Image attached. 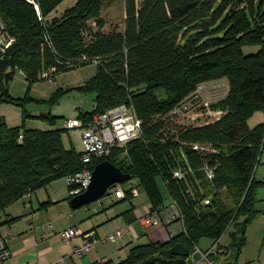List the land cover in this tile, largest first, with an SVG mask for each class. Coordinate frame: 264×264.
Listing matches in <instances>:
<instances>
[{
  "label": "trees",
  "instance_id": "1",
  "mask_svg": "<svg viewBox=\"0 0 264 264\" xmlns=\"http://www.w3.org/2000/svg\"><path fill=\"white\" fill-rule=\"evenodd\" d=\"M35 1L43 21L27 0H0V18L16 39L6 53L0 50V103L23 107L24 116L20 126L0 122V213L28 193L109 160L132 174L154 207L166 202L161 179L168 197L179 203L186 232L167 242L136 245L126 258L103 264L177 258L170 251L177 243L192 254L203 238L216 242L231 228L227 251L237 260L247 244V228L260 211L257 187L264 184L255 176L264 152V122L249 125L257 112H264V0H125V28L110 33L102 31L105 0H77L52 20L49 16L65 0ZM245 46L259 49L245 53ZM84 55L92 60L80 61ZM95 58L100 59L95 76L76 89L94 93L96 106L77 116L87 122L112 106L132 103L143 122V135L127 149L114 147L110 155L86 164L83 151L66 146L68 130L28 128L25 121L32 116L26 105L42 103L29 92L45 79L44 71L55 67V77ZM18 71L29 82L22 98L10 92ZM222 79L228 80L229 91L211 104L224 112L219 119L202 125L171 124L177 105L201 84ZM66 92L60 88L49 103ZM37 117L52 126L65 119L50 113ZM194 143L210 144L216 151L204 155ZM206 165L214 168L213 179L207 178ZM177 168L186 172L185 179L175 178ZM75 188L69 184L70 200ZM207 197L211 203L203 205ZM132 199L128 191L122 200Z\"/></svg>",
  "mask_w": 264,
  "mask_h": 264
},
{
  "label": "crops",
  "instance_id": "2",
  "mask_svg": "<svg viewBox=\"0 0 264 264\" xmlns=\"http://www.w3.org/2000/svg\"><path fill=\"white\" fill-rule=\"evenodd\" d=\"M21 73L24 74L22 71ZM63 117L66 118V116ZM261 122H264V119ZM63 123L62 120H59L56 126L48 123L43 130L63 128ZM250 127L255 126L250 125ZM67 138H70L69 133L64 134L66 146L74 145L72 140L68 144ZM65 180L67 184L58 183ZM140 191V196L133 197L132 200L112 199L113 202L109 206L104 204L94 209L86 205V211H79L72 207L69 199V183L66 178L54 181L31 196L24 197L0 213V231L9 233V247L13 253L8 264H50L61 259L64 261L63 264H96L105 259L119 262L126 258L136 245L169 241L173 235H177L175 227L169 228L164 225L144 227L140 222V216L148 210L151 204L146 193ZM163 194L166 202L172 199L168 197V193L163 192ZM47 201H51L52 204L49 207H43L41 204ZM57 208L62 209L58 214H56ZM48 222L53 225L47 227ZM71 227L80 228L84 232L94 230L100 236L124 229L126 235L117 242L99 243L85 256L79 258L73 256V252L76 245L82 244L83 239L77 238L68 243L60 235L63 230ZM223 239L224 236L221 238V244L227 249L228 245L224 244ZM109 242L115 244L119 260H114L111 255L101 253L99 246ZM214 243L213 240L207 243L203 238L197 246V252L188 257L187 263L191 264L193 258L197 259L201 251H208ZM202 244L207 250H204ZM230 252L229 249L218 261L221 264L229 263ZM199 262L201 260H196L194 263L199 264Z\"/></svg>",
  "mask_w": 264,
  "mask_h": 264
},
{
  "label": "built area",
  "instance_id": "3",
  "mask_svg": "<svg viewBox=\"0 0 264 264\" xmlns=\"http://www.w3.org/2000/svg\"><path fill=\"white\" fill-rule=\"evenodd\" d=\"M27 1L35 5L39 14V19L43 21L44 18L41 15L40 7L36 1ZM93 24L96 25L95 22H93ZM15 41V37L7 33L6 25L0 18V50L3 53H6ZM91 60L92 59L86 55L80 59V61ZM93 62L98 64L100 59L95 58L93 59ZM55 71V67L50 68L49 70L43 72V77L53 82L55 80ZM202 88L203 85L201 84L198 89L200 90ZM197 91L177 105L171 112V115L177 117L182 115L189 118L194 125H202L200 120L204 119L205 115H208L209 117L216 116V119L207 121L203 124L219 119L224 112L220 110H213L208 103H206V113L198 111L197 108H194L195 102L198 101V98L200 97L199 95H196ZM63 128L68 131L72 129H80L82 131V143L84 148L83 161L86 164L92 163L94 158H101L110 155L114 147L127 149L130 143L140 139L143 135V122L138 116L135 106L128 102L112 106L103 113L95 115L87 122L78 116L65 118ZM192 146L195 150L204 155L216 151V149L210 144L194 143ZM205 169L207 172V178L213 179L214 168L206 165ZM92 172L93 170L90 168H85L83 172L68 178L69 184L77 185V188L73 189L71 194L75 196L88 188L92 180ZM174 176L179 180H183L186 177V172L177 168L174 170ZM128 191L133 197L140 196L141 191L137 186L136 179L132 178L125 183L114 184L108 189L106 195L110 196L112 199H123L126 197ZM31 195V193H28L26 197ZM210 203V197L205 198L202 202L203 205H208ZM101 205H104V203L101 202ZM139 220L144 227H157L164 225L169 228L175 227V234L186 232L184 215L181 211L179 203L175 199H171L169 202H165V204L159 207H154L151 203L148 210L140 216ZM52 225V223H48L47 227H51ZM60 235L61 238L68 243L76 240L77 238L83 239L82 244L76 245L73 252V256L81 258L99 243L107 241L117 242L120 238L125 237L126 231H124V229H119L106 236H100L94 230L84 232L80 228L71 227L63 230ZM9 240V233H2L0 231V264H8L9 260L13 256L9 247ZM196 250L195 252H197ZM201 253L203 258L206 259L209 264H215L222 255L227 253V249L221 244V239H219L208 251H201ZM211 255L215 257L214 260L210 258ZM107 261L108 259H105L99 261V263L103 264ZM63 262V259H61L50 264H63Z\"/></svg>",
  "mask_w": 264,
  "mask_h": 264
},
{
  "label": "rangeland",
  "instance_id": "4",
  "mask_svg": "<svg viewBox=\"0 0 264 264\" xmlns=\"http://www.w3.org/2000/svg\"><path fill=\"white\" fill-rule=\"evenodd\" d=\"M77 0H65L61 3L57 9L49 16V20L55 17H61L64 12L74 6ZM125 0H105V4L102 10V18L105 21V26L102 31L110 33L113 31H123L125 28ZM94 22V21H93ZM92 22V24H93ZM94 25V24H93ZM95 26V25H94ZM259 49V46H245V53L255 52ZM97 72V64L91 63L79 68H74L66 72L59 73L55 76V80L51 82L48 79H43L35 82L30 88V96L36 100L42 101L38 103L36 101H31L27 103L26 108L30 116L25 121L26 126L29 128L44 129L48 122L39 119L37 116L41 114H52L56 116H66V118L76 117L79 111H92L96 106L94 93H83L76 88L84 85L88 80L94 76ZM203 88L198 89L196 95H199L198 101L195 102V107L198 111L207 112L206 103L210 106L212 103L225 97L229 91V83L227 79H222L219 81H212L210 83L202 84ZM64 89L67 92L61 95L58 102L50 104L49 101L53 95L60 89ZM70 90V91H68ZM29 91V82L25 75L18 71L13 80L10 83V92L14 97L22 98L27 95ZM46 101V102H43ZM23 107L18 106L9 102L0 103V122L2 120L11 126H20L23 124ZM216 119V116L209 117L205 115L204 119L200 120V123H206L207 121ZM264 119V112H257L249 121L251 126H256ZM64 121V119H61ZM174 125H194L189 118L184 116H178L171 119V124ZM173 125V126H174ZM70 134V138H67V143L70 141L74 143L75 147L83 151L82 143V131L80 129H72L67 131ZM261 162L256 167L255 176L259 181H264V152L260 157ZM60 184H67V180L58 182ZM159 184L162 191L167 194V188L165 183L159 179ZM64 185V184H63ZM257 199L256 204L257 209L261 210L253 217L251 223L248 226L247 236L248 242L247 246L243 249L237 260L234 257L229 258V263L227 264H264V184L257 187ZM101 202L105 205H110L112 198L108 195L103 196L101 199L89 204L91 209L100 207ZM86 207H81L79 211H86ZM75 210V211H76ZM42 211V210H41ZM61 208H57L56 214L61 212ZM49 223V222H48ZM47 223V224H48ZM21 227V226H20ZM233 228L230 229L224 235L223 242L229 245L231 241V232ZM15 231V229H14ZM112 233V232H111ZM207 243L211 242V239L205 238ZM115 244L107 243L99 246L102 254L111 255L114 260H119V255L115 249ZM205 249L206 246L202 244ZM196 260H201L199 264H209V262L202 258V253H199L197 259L193 258L191 264H195ZM57 262V261H56ZM215 264H221L220 261H216Z\"/></svg>",
  "mask_w": 264,
  "mask_h": 264
},
{
  "label": "water",
  "instance_id": "5",
  "mask_svg": "<svg viewBox=\"0 0 264 264\" xmlns=\"http://www.w3.org/2000/svg\"><path fill=\"white\" fill-rule=\"evenodd\" d=\"M132 178V174L124 172L109 160L102 161L93 169L92 180L88 188L75 195L71 199V205L74 209L89 205L105 196L114 184L125 183ZM170 251L177 258L154 257L141 264H188L187 259L191 251L183 243L175 244Z\"/></svg>",
  "mask_w": 264,
  "mask_h": 264
}]
</instances>
